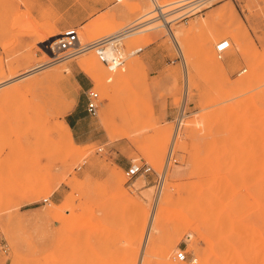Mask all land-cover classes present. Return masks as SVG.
Masks as SVG:
<instances>
[{"label":"rangeland","instance_id":"374dc122","mask_svg":"<svg viewBox=\"0 0 264 264\" xmlns=\"http://www.w3.org/2000/svg\"><path fill=\"white\" fill-rule=\"evenodd\" d=\"M54 1L0 0V83L45 67L0 86V264H264V0L173 12L180 49L164 26L149 29L161 22L144 25L117 43L115 70L91 50L52 63L55 42L74 30L80 49L145 21L146 2L177 0H132L139 8L119 15L111 0H63L64 18L78 8L86 19L61 31ZM221 40L230 48L217 59ZM90 55L95 79L77 66ZM90 87L97 116L83 113L82 137L56 144L52 130ZM145 165L153 172L128 180Z\"/></svg>","mask_w":264,"mask_h":264},{"label":"built area","instance_id":"2783aa9c","mask_svg":"<svg viewBox=\"0 0 264 264\" xmlns=\"http://www.w3.org/2000/svg\"><path fill=\"white\" fill-rule=\"evenodd\" d=\"M124 0H111L113 4H120ZM212 1V0H210ZM158 14V13H157ZM146 22H135L131 24L130 26H127L120 30L119 32H116L114 34H111L109 36H105L99 39H96L87 45L83 49L94 51L95 55L97 56L98 60L105 65L109 70H115L119 66L124 64V56L122 52L118 51L116 46L117 43L126 35L132 32H136L140 30L143 25ZM77 35L74 30H67L65 31L60 38L57 40L55 44V49L60 54H63L60 57H55L52 61H59V60H67L70 59L78 54H80V50L78 47H76L77 44ZM223 45V47H221ZM230 48V43L228 40H221L215 45V54L217 59H221L224 52H226ZM141 49H138L131 54H136L140 52ZM83 107L84 111L87 115L91 117H96L98 114L99 106H100V99L99 94L97 91H95L92 87L87 88L83 92ZM181 118L176 120L175 124V132L177 133L180 125H181ZM151 172H153V169L145 165L142 168L141 167H131L129 168L125 173L128 177V180H132L134 176L137 174L143 176V175H149ZM159 188V183L157 184ZM175 258L178 261H185L186 255L184 252H177L175 255Z\"/></svg>","mask_w":264,"mask_h":264},{"label":"bare ground","instance_id":"6f19581e","mask_svg":"<svg viewBox=\"0 0 264 264\" xmlns=\"http://www.w3.org/2000/svg\"><path fill=\"white\" fill-rule=\"evenodd\" d=\"M130 1H132V0H124L123 2H121L120 3V6H122V9H119V10H117V11H115L114 13L115 14H117V15H119V13L121 14L122 12H126V11H128L129 9L130 10H134V9H137V8H139V4H134V5H130ZM153 1V3L154 2H156V1H154V0H152ZM207 2H211L210 0H177L176 2H172V4H169V5H172L173 6V8H172V6H171V8L172 9H169V10H166V9H168L169 7H167L166 8V6H167V4H166V6H164V5H159V4H157V2L156 3H154V8H151V5L150 4H148L147 2H146V4H145V10H146V13H145V15L146 16H148V18L145 20V21H142V22H146L144 25H148L149 27H150V25L151 24H155V23H158V22H161V23H159L160 25H155V26H151V27H153V29L152 28H149V29H151V30H154L156 27V29H158V28H161L162 26H164V29L166 28L167 29V32H168V34H169V36L171 37V39L173 40V42L179 47V49H180V43H181V35H186V31L185 30H179V29H176V28H172V23L176 20V19H178V18H181L180 16H178V17H169L171 14H174L173 12H181V11H184L185 9H186V11H184V13H183V15H181V16H188V15H191V14H193V13H195V12H198V8L200 7V6H203L204 5V3H207ZM152 3V2H151ZM144 4V3H143ZM175 5V7H174V5ZM158 13V14H157ZM135 23V22H134ZM143 25V26H144ZM130 26V25H129ZM160 26V27H159ZM145 28H141L139 31H136V32H132V33H129V34H126L124 37H126V36H130V35H132V34H134V33H141V32H146L145 30H147L148 28L146 27V29L144 30ZM148 29V31H151V30H149ZM165 29V30H166ZM90 35V34H89ZM240 40H241V38H239V42H240ZM57 42V41H56ZM55 42V43H56ZM182 44V43H181ZM85 46H83L82 48H80L79 50V52L80 53H82V52H85L84 50L85 49H83ZM47 49H48V46H47ZM88 50H86V52H87ZM39 65V64H38ZM36 66V67H32V68H29V69H26V71H24L23 73H21V74H19V75H15V76H11L10 77V79H9V81H7V82H2V83H0V86L1 85H5V84H7V83H9V82H12V81H15V80H20V79H23V78H25V77H27V76H29V75H31L32 73H34V72H37V71H39V70H41V69H43V68H45V67H41V66ZM41 65V64H40ZM43 66H44V64H43ZM77 66L79 67V69L82 71V72H84L86 75H88V76H90L91 78H96L95 77V73H94V69H97L98 68V66H99V63L96 61V58H94L93 56H88L87 58H85V59H82V60H79L78 62H77ZM65 67V66H64ZM62 68V67H61ZM252 68H253V72L252 73H250V76L248 77V79H251L252 81H254V79H256V74H255V72H254V70H255V65H252ZM54 71V70H53ZM52 70H51V72H53ZM55 71H57V70H55ZM64 71H68V68H65V70ZM50 72V73H51ZM62 72V71H61ZM57 73V72H56ZM60 74V73H59ZM59 80H60V77H57ZM75 80V79H74ZM31 80H28V81H26V83L27 82H30ZM62 82H64L63 80H61ZM251 82V81H250ZM75 84V83H74ZM78 87V86H77ZM63 89V88H62ZM67 89V88H66ZM67 93V92H66ZM46 97V96H45ZM52 98V97H51ZM50 98V99H51ZM43 99H45V98H43ZM43 99H42V97L40 98V99H38V102L39 103H44V101H43ZM48 99V98H47ZM46 99V100H47ZM49 100V99H48ZM48 100H47V102H48ZM52 101H53V99H52ZM51 100L49 101V102H52ZM46 104V103H45ZM50 104V103H49ZM52 137H54V138H56V144H59L60 145V143L62 144V143H66V142H68V143H70V144H72L74 141H73V136H72V132H71V129H70V127H69V125L66 123V122H64L63 123V129H53L52 130ZM159 135H160V137L161 136H163V137H165L166 135H165V133H163V132H159ZM167 140V139H166ZM167 142H168V140H167ZM55 143V142H54ZM171 156V155H170ZM169 161V160H168ZM205 207V206H204ZM157 218H159V220H160V216H158ZM155 222H157L156 221V218H155V220H154ZM152 222H153V220H152ZM154 222V223H155ZM215 222V221H214ZM151 225H153V223H150ZM156 224V223H155ZM155 224L153 225V227H154V229H156L155 227ZM149 225V224H148ZM153 227H152V229H153ZM148 230V229H147ZM149 231H150V225H149ZM149 231H147V232H149ZM152 231H150V233H151ZM150 235V234H149ZM217 235V234H216ZM147 236V235H146ZM148 237V236H147ZM150 237V236H149ZM142 239V238H141ZM141 239H140V241H141ZM147 240V239H146ZM145 241V240H144ZM211 245V244H210ZM214 246V245H213ZM210 247V246H209ZM170 248V247H169ZM209 253V252H208ZM167 254H168V250H165V256H164V258H167ZM207 254V253H206ZM212 257H213V255H212ZM215 257V256H214ZM169 258V257H168ZM221 259H223V258H221ZM225 260V259H224ZM197 264H218V263H215V262H208V261H205L204 259H202L199 263H197Z\"/></svg>","mask_w":264,"mask_h":264},{"label":"crops","instance_id":"0c3cea01","mask_svg":"<svg viewBox=\"0 0 264 264\" xmlns=\"http://www.w3.org/2000/svg\"><path fill=\"white\" fill-rule=\"evenodd\" d=\"M84 12L78 10V8L76 9H72V11L67 13V17H63V0H55L52 4V9H51V14H50V23L54 26V28L58 31H61L64 27H66L68 24L70 23H78L79 20H81L80 22H83L85 18H80L79 15L82 14ZM86 13V12H85ZM31 17L34 18L37 21L41 20V11H40V7L38 6H34L31 8ZM88 14V13H86ZM88 18V17H87ZM184 35V39H185ZM150 74V72H149ZM76 82L78 85H80L81 87H85L86 84L78 77H76ZM83 113H85L84 111V107L82 110H80V108H75L69 115H68V121L66 122L70 129L71 132L73 133V136L75 138H80L82 137V131H80L78 125L80 123V121L83 120Z\"/></svg>","mask_w":264,"mask_h":264},{"label":"snow or ice","instance_id":"6c2138e0","mask_svg":"<svg viewBox=\"0 0 264 264\" xmlns=\"http://www.w3.org/2000/svg\"><path fill=\"white\" fill-rule=\"evenodd\" d=\"M221 47H223V45H221Z\"/></svg>","mask_w":264,"mask_h":264}]
</instances>
